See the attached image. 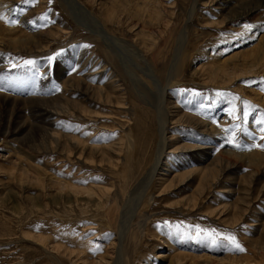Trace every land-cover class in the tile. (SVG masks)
Segmentation results:
<instances>
[{
	"label": "rangeland",
	"instance_id": "obj_1",
	"mask_svg": "<svg viewBox=\"0 0 264 264\" xmlns=\"http://www.w3.org/2000/svg\"><path fill=\"white\" fill-rule=\"evenodd\" d=\"M125 1L18 0L14 12L8 14L6 23L19 28L17 34L4 36L3 45L9 48L0 53L4 65L0 100L6 101L0 108V264H237L230 259L254 255L252 239L260 236L264 221V71L220 78L216 83L209 73L231 54L252 53L258 47L264 35V0ZM137 8L142 14L135 13ZM163 25H167L164 33ZM14 37L20 42L12 41ZM28 41L41 44V49L31 50ZM81 52L105 66V81L77 73ZM236 59L231 58L228 66ZM75 75L83 83L104 88L106 81L110 89L121 84L118 89L127 107H104L83 91L62 87L67 77ZM69 101L79 103L75 115L61 112L55 122L40 115L43 104ZM171 101L180 106L179 112L201 120L217 122L228 115L238 133L190 142H214L217 148L224 141L228 145L222 149L231 147L242 154L232 157V162L245 169L223 172L216 187L204 190V198L196 195V179L183 178L165 192L157 178L142 184L160 142L159 118L171 108ZM83 104L107 117L85 115L78 110ZM135 111L144 120L143 127L149 128V135L138 139L144 145L145 165L120 206L107 212L105 201L76 195L71 186L84 191L100 185L113 194L122 185L111 165L80 159L76 152L45 148L40 130L45 127L89 143L108 144L127 132L124 120L131 119ZM253 125L261 131L255 133ZM185 127L171 130H180L176 136L184 139L189 134ZM245 152L251 153L244 156ZM177 153L171 161L164 158V169L169 165L172 170L180 169L205 157L201 152ZM254 153L256 163L247 164ZM209 157L206 154L205 159ZM247 168L261 172L249 184L251 191L241 177ZM244 188L248 189L245 198H249L250 211L237 225L226 214L227 207L235 206ZM185 202L192 208L196 203V209L185 207ZM220 209H225L223 215ZM257 214L260 221L255 219ZM252 222L259 225L252 226ZM145 225L147 229L139 231Z\"/></svg>",
	"mask_w": 264,
	"mask_h": 264
},
{
	"label": "bare ground",
	"instance_id": "obj_2",
	"mask_svg": "<svg viewBox=\"0 0 264 264\" xmlns=\"http://www.w3.org/2000/svg\"><path fill=\"white\" fill-rule=\"evenodd\" d=\"M143 1H142V3H144ZM145 2H146V0H145ZM17 5H18V0H0V16H1V18H0V53H4L6 48H9V46L3 45L4 36H11V35L17 34V28H19L18 25H15L14 27H12L11 25L6 23L7 19L9 18L8 14L14 12ZM126 5L128 6V4L125 3V6ZM148 6L149 5H147L146 9H148ZM129 9H133V7L129 8ZM115 12H117V11H115ZM135 13L136 14H142V11L137 8ZM144 15H145V12H144ZM3 24H5V26H3ZM160 24H162V23H160ZM166 26L167 25H163V28H164L163 33L166 30ZM161 31H162V29H161ZM64 32H66V30ZM56 36H58V35H56ZM13 40L20 42V38L14 37L12 39V41ZM261 41H262V43H261ZM263 41H264V35H262V37L260 38V42H259V45L257 47L258 49L257 48H256L257 50L255 49L256 51L253 50L252 53H250L248 50H245L244 52H242V50H241V51H239V52H242L241 54H239L237 51L233 55L231 54L226 60L223 59L224 61H222L217 66H213L212 69L210 70V73H209L210 80L213 82L215 81V83H216V81L220 78L222 80H225L229 77L230 78H233V77H237V78L239 77L240 78V76L243 77L242 75L245 76L246 74L247 75L249 74L250 76L251 75L255 76L256 74L263 72L264 71V42ZM26 44L33 46L31 48V50L32 49H34V50L41 49V47H42V46H40L41 44L34 45V42H31V41H28ZM149 46H151V45H149ZM26 47L28 49H30L28 46H26ZM252 49H254V48H252ZM0 56H2V55L0 54ZM231 58H238V59L234 60L233 66H228L227 63L229 62V60ZM237 61H239L240 63H238ZM3 66L0 64V69L3 68ZM76 71H77V73L78 72H80V73L85 72L86 75H88V78H92V79H94L100 83V82L105 81V79L103 77H104V74H106L107 69L105 68V66H103V64H100V62L95 57H93L92 55H90L88 53L81 52L78 55V60L76 61ZM107 85H108L107 81H106V88H104L103 85L83 83V81H81L80 77H77L75 75L73 77H67V79H65L63 81L62 87L63 86L68 87V88L70 87L69 89L72 91H83V94L85 96H87V98H89L92 102L93 101L100 102L101 104H103L102 106H104V107H105V105L111 106V107L113 105L116 107H127L126 100H125L126 97L124 96V93H120V91L118 89V87L119 88L121 87V84H120V86L119 85H112L111 86L112 90L110 89V86L109 85L107 86ZM170 88L168 87V89H170ZM115 89H116V92L114 91ZM121 91H122V88H121ZM167 100H168V98H167ZM3 103H6V101L0 100V108L2 107L1 104H3ZM171 103H172L171 108L169 109V107H170V105H169L166 108V110H164V112H163V118H159L160 119V123H159L160 142H158V145L156 147L157 149L155 151L156 153H155L154 161L152 162V166L149 169L150 171L148 173V177L146 180H144V179L142 180L143 186L145 184H147V182L149 184L150 182L154 181L155 178H157V180L159 181L158 185L160 187L162 186V191L165 192L167 189L171 188L173 186V184L176 183V181H181V180H183V178H186L189 180L190 179H192V180L196 179L195 180L197 183L196 189H195V191H197L196 195L201 197L204 194V190L208 191V190L217 186L218 182L220 181V175L223 172L225 173L228 171L229 172L233 171V170L239 171V170H243V168L245 169V167H243V165H239L236 162H232V157L241 158L242 154L239 153L237 150L231 148V147H229V148L224 147L222 149L221 148L222 145H225V146L228 145L224 141L220 142L221 144H219V146L217 148L215 146H213L214 142L213 143L211 142L212 144H202V143H194V142L190 143L191 141H197V140L198 141L199 140L200 141H203V140L206 141V140H209V138H211L212 140H215V139H217V137H221L222 135L225 136V135L230 134V133L231 134L233 133V135H234L236 133V131H234L232 129V127H231L232 123L228 122V120H229L228 115L223 117L221 120H218L217 121L218 123L216 121L214 122V118L211 120H205L204 119L205 120L204 121L198 117H195V116H192L191 114H188V112H184V111L179 112V110L177 108L179 105L174 103V101L173 102L171 101ZM77 104H79L77 101H72V102L69 101L68 103L67 102L66 103H56V104H53L51 106L43 104V106L40 108L42 110L41 111L42 114H40V115L47 116V118L50 122H55L56 121L55 119L57 117L56 118H54V117L57 116L59 113L62 114L61 112H66V113L68 112L71 115H75L76 114L75 113L76 107H78ZM83 105L84 106H79L78 110H81L85 115H87V116L88 115L89 116L100 115L98 117L102 118V119L107 117V116H102L103 115L102 112H100V111L94 112L90 108L86 107L87 105H85V104H83ZM109 116H111V115H109ZM132 116H133L132 118L130 117L131 119L128 118V119L124 120V123H126L125 125L127 127V130L125 128H124V130L127 132L125 134L119 135L117 138L118 140H116L112 143H108V144L107 143H103V144L102 143L101 144L89 143L88 139H83L79 136H71V135L64 136L63 133L60 134L61 132L59 134H57L58 132L56 133L53 130L45 128V127H42L40 130L42 144H44L43 147H45V148L54 149V150H57L60 152H68L69 154L76 152L80 159L83 158L85 160L91 161L92 163L96 159L100 163L101 162L102 163L108 162V164L111 165V167L113 168L112 172L114 173V175H117L118 178H120V182L122 185V188L119 190L116 189V191L114 189L115 186L111 185L112 188L114 189L113 191H115L113 194H112V190L109 191L108 187L107 188L105 186L101 187L100 185H99L100 186L99 187V186H96V184H94L96 187L91 186L88 189L84 188V191L81 190L78 186H76V187L71 186L73 189V190L72 189L71 190L76 195H79V194L84 195L85 194V195H88L90 197L96 196L98 198L97 199L98 201H102V202L105 201L106 205L108 204L107 209H106L107 212H110L111 211L110 209H116L118 206H120V204L122 203V200H124L125 192L129 188V186L132 184L135 177L137 175L138 176L141 175L142 170H143L144 165H145V161H146L145 156H142V152L144 151V145H143V143L141 144L138 141V139H139V137H144V136L149 135L147 133V130H149V128L145 129V127H143L144 120L143 121L141 120L140 114L137 111H135ZM96 117L92 118L94 122L97 121ZM206 121H208V122H206ZM180 126H186L185 127L186 131L189 132V134L184 135V139L178 138L181 136H176L180 130H178V131L175 130V132H173L174 130H171V129H176ZM261 129L262 128H257L256 126L253 127V131L255 133L260 132ZM154 131L155 130L153 129V132ZM169 132H170V136L168 135ZM237 134L238 133H236L235 135H237ZM69 136H71V137H69ZM251 139L252 138H249L247 141L249 143H251L252 142ZM186 140H189V141H186ZM151 147H152V143H150L149 148L151 149ZM215 148L218 150L213 155V151L216 150ZM54 150H52V151H54ZM146 150H147V148H146ZM180 150H181V153H189L187 155H190V152H192L191 155H198L200 152L205 153V157L202 160L195 158L186 164L180 165V166H178V168H180V169L172 170L169 167L172 165H169L167 167V169H164L162 167L163 163H166L165 161H163L164 158L168 157L169 158L168 161H171L172 156L178 154L177 152ZM186 150H189V152L188 151L185 152ZM249 153H251V152H245L244 156H248ZM206 154L210 155V157L207 159H205ZM256 161H257L256 153H254V154H252V156H250L248 158L247 164L249 163L252 165V164L256 163ZM246 170H247V173L245 172L244 176H241V177L246 178V179H244V181L247 182L248 186L251 183L253 185V183L256 180H258L257 175H260L261 172L258 169L257 170H255V169L249 170L247 168ZM244 181L242 183H244ZM183 182L185 183V179ZM241 185H243V184H241ZM243 186H245V183ZM81 188H83V187H81ZM112 188L110 187V189H112ZM252 188L249 186L250 191L252 190ZM244 190H245V192L240 196V198H238L236 200L235 206H233V204H234L233 203L231 206L227 207V213L226 214H231L233 222L236 223L237 225H238V223L242 222L244 217H246V215H248V213L250 211V209H249L250 204L248 205V203L246 202V200H249V198H245V196L248 197L247 195H249V193L247 191L248 189L244 188ZM199 197H197V200ZM202 198H204V196H202ZM152 199H153L152 196H149V201H151ZM250 199H251V197H250ZM194 200H196V199H194ZM244 201L247 204L244 205ZM188 202H189V200H188ZM185 204L187 205L185 207H189V208L191 207L192 208V206H190L191 205L190 203L185 202ZM195 204H193L192 209H194ZM230 207H231V209H230ZM195 209H196V207H195ZM224 211H225V209H220L218 212L221 215H223L222 213ZM259 218L260 217L257 214L255 219L259 220ZM147 220H148V218H147ZM261 220H263L262 217H261ZM250 225L256 226V225H259V223H253L252 222V223H250ZM261 226H262V229H261L262 232H261L260 236L252 239L254 255L253 256L252 255L246 256L243 259H235V257H233V259L232 258L230 259V262L234 261V263H235L237 261L239 263L245 262L244 264H253L252 262L255 261L254 262L255 264H264V221H263V224H261ZM143 229L146 230L147 225L141 226L139 231H142ZM41 238H43V237H41ZM174 247H176V245ZM173 249L175 250V248H173ZM177 250H179V249H177ZM184 252H183V254H184ZM181 254H178V255H181ZM160 256H164V255H160ZM186 256H187V253H186ZM186 256H184V257H186ZM167 257H168V255H167ZM172 257H173V255H172ZM181 257L182 256H180V257L178 256L179 260ZM100 259L103 260L102 257H100ZM181 259H184V258H181ZM171 260H172L171 262L173 263V258ZM207 260H210L213 263L215 262V259H213V258H207ZM194 262H196V261H194ZM239 263H237V264H239ZM83 264H85V263H83ZM93 264H95V263H93Z\"/></svg>",
	"mask_w": 264,
	"mask_h": 264
}]
</instances>
